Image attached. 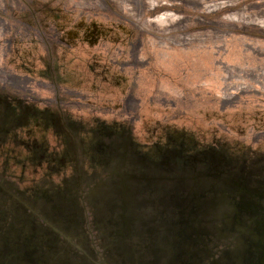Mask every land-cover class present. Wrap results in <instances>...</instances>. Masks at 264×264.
Masks as SVG:
<instances>
[{"label": "rangeland", "instance_id": "obj_1", "mask_svg": "<svg viewBox=\"0 0 264 264\" xmlns=\"http://www.w3.org/2000/svg\"><path fill=\"white\" fill-rule=\"evenodd\" d=\"M0 264H264V0H0Z\"/></svg>", "mask_w": 264, "mask_h": 264}, {"label": "bare ground", "instance_id": "obj_2", "mask_svg": "<svg viewBox=\"0 0 264 264\" xmlns=\"http://www.w3.org/2000/svg\"><path fill=\"white\" fill-rule=\"evenodd\" d=\"M224 79H225V78H224ZM224 79H223V80H224ZM226 79H227V78H226ZM228 81H229V80H228ZM223 86L225 87V85H223ZM225 96H226V95H225ZM227 97H228V96H227ZM225 98H226V97H225ZM163 100H164V99H163ZM228 101H229V100H228ZM223 102H224V101H223Z\"/></svg>", "mask_w": 264, "mask_h": 264}]
</instances>
